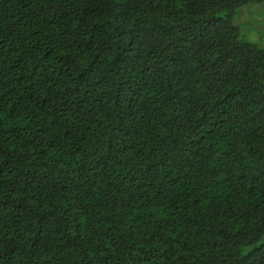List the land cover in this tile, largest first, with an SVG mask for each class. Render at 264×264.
<instances>
[{"label": "trees", "instance_id": "trees-1", "mask_svg": "<svg viewBox=\"0 0 264 264\" xmlns=\"http://www.w3.org/2000/svg\"><path fill=\"white\" fill-rule=\"evenodd\" d=\"M264 0H0V264H264Z\"/></svg>", "mask_w": 264, "mask_h": 264}, {"label": "rangeland", "instance_id": "rangeland-1", "mask_svg": "<svg viewBox=\"0 0 264 264\" xmlns=\"http://www.w3.org/2000/svg\"><path fill=\"white\" fill-rule=\"evenodd\" d=\"M246 40L264 47V4L249 5L234 15Z\"/></svg>", "mask_w": 264, "mask_h": 264}]
</instances>
